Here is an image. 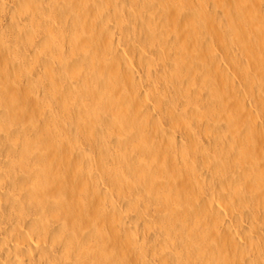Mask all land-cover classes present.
Listing matches in <instances>:
<instances>
[{
  "label": "bare ground",
  "instance_id": "6f19581e",
  "mask_svg": "<svg viewBox=\"0 0 264 264\" xmlns=\"http://www.w3.org/2000/svg\"><path fill=\"white\" fill-rule=\"evenodd\" d=\"M262 10L0 0V264H264Z\"/></svg>",
  "mask_w": 264,
  "mask_h": 264
},
{
  "label": "rangeland",
  "instance_id": "374dc122",
  "mask_svg": "<svg viewBox=\"0 0 264 264\" xmlns=\"http://www.w3.org/2000/svg\"><path fill=\"white\" fill-rule=\"evenodd\" d=\"M262 11H263V12H262V14H263V13H264V10H262ZM160 121H161V122H159L160 127H161L162 124H163L162 128H163V127H164V128H167V127L169 126V125H168L169 123H168L167 121H164V119H161ZM160 123H161V124H160ZM258 123H259V122H258ZM165 126H166V127H165ZM197 127H198V129H199V132H198V133H199V137H198V138H199V140H200L201 142H203L201 137H204V136H205L204 139H203V140H204L203 144L205 143L204 145H206V144H207V143H206L207 141H206V139H205V138L207 137V134H206V133L209 134V131H207L206 133H204V132H205V131H204V127H203L202 125L200 126V125L198 124ZM199 127H200L201 129H200ZM257 128H258V127H257ZM257 128L255 129V131H253V132L250 134V137L252 136L251 138H253V139H257V138H256V137H257L256 135H259V134H260V133L257 134V132H260V130L257 129ZM257 130H258V131H257ZM200 131H201V132H200ZM202 131H203V132H202ZM201 133H203L204 135L201 134ZM253 134H256V135H253ZM177 135H179V133H178ZM254 137H255V138H254ZM79 140H80V141L83 140V137L79 138ZM183 141L188 143V141H186V139L183 140ZM136 143L138 144V141H136ZM187 143H186V144H187ZM82 144H84V143L82 142ZM188 144H189V143H188ZM206 148H207V147H205L204 150H205L206 152L210 151V152H208V153H209V154H212V153H211V152H212L211 149L208 148V149L206 150ZM196 154H197V153H196ZM190 158H193V155H191ZM196 158H197V157H196ZM198 159H199V158L194 159L195 161H193V160H192V161H193V163H194V162H195V163H198V164H196V165H197V167H199V169H200V177H201V175H202L203 170H204V172L209 173L208 175L210 176V172L206 171V168H204V164H203L202 160L200 159V161H201L202 163H199L200 161H199ZM195 163H194V165H195ZM199 164H200V165H199ZM198 165H199V166H198ZM200 166H201V167H200ZM202 168H203V169H202ZM199 169H198V170H199ZM201 169H202V171H201ZM188 171H189V170H188ZM188 171H187V172H188ZM187 172L184 171L185 177H186V176L189 177V176L191 175L190 171H189L188 173H187ZM189 173H190V174H189ZM206 173H204V174L206 175ZM182 174H183V171H182ZM187 174H189V175H187ZM204 174H203V177L206 178V180H205L203 177H201V178H203L204 180L201 179L200 177H198V179H199V178L201 179V180H200V179L198 180V183H199L198 185H199L200 187L203 186L202 188H200L202 191H201L200 189H197V190H200V193H199V191H198V193H199L198 195H201V196H200L201 198H202V196H203V200H204V197H205V198H206L205 201H209V200H208V199H209V192H210L209 189L211 190L212 187H215V185H217V184L219 183L220 180H219V178H217L215 175H214V176H215V177H214L213 174L210 176V179H209V178L207 179L208 176L206 175V176H207V177H206ZM183 176H184V175H183ZM212 176H213V178H216V179H212V178H211ZM189 179H190V180H191V179L193 180L194 178H193L192 175H191V178L189 177ZM211 179H212V181L210 182ZM202 180L204 181V184H203V185H202V183H203ZM217 180H219V181L216 183ZM200 181H201L202 183H201ZM208 181H209V182H208ZM215 183H216V184H215ZM210 184H211V185H210ZM212 185H213V186H212ZM211 186H212V187H211ZM210 187H211V188H210ZM240 199H241V198H240ZM241 201H242V200H241ZM244 203H245V202H244ZM244 203L242 202V206H244L243 208H244L245 210H246L247 208H248V210H249V209H250V210L247 211V212L244 210L245 213L242 214L243 216L246 215V213H248L247 215H249V213L254 212V210H252V212H251V208L247 207V204H245V205H246V206H245ZM235 206L237 207V205H235ZM246 207H247V208H246ZM234 208H235V207H233V209H234ZM238 209H239V206H238L236 209L233 210V215L236 214L237 217H236V215H235V217H234L233 215H232V217L229 216V220H231V222H233L232 220H234V222H235V221L239 218V216H238L239 214H237V213L239 212ZM226 210H227V209H226ZM235 210H236V211H235ZM237 211H238V212H237ZM234 213H235V214H234ZM254 213H255V212H254ZM242 215H240V217H242V219L239 218V220H240V222L242 221L241 225L245 223V224H244V226H245L246 224L249 223L248 221H250V220H248V217H247V216H246V217L244 216V217H245V218H244ZM250 215H251V214H250ZM250 215H249V219L252 220V219L255 217V220H254V221H256V218H257L258 216H255V215H257V212H256V214H254V215H253V213H252L251 216H250ZM252 217H253V218H252ZM152 218H153V217H152ZM232 218H233V219H232ZM236 218H237V219H236ZM239 220L236 221L237 224H238ZM243 220H244V222H243ZM257 220H258V218H257ZM245 221H247V223H246ZM234 222H233V223H234ZM240 222H239V224H240ZM257 222H258V221H256V223H257ZM257 224H258V223H257ZM258 226H259V225H258ZM154 232H155V231H154ZM219 234H220V232H219ZM223 235H224V234H223ZM225 236H226V235H225ZM223 237H224V236H222V237H218V238L220 239V240L217 239L218 242H219V241L221 242V241H222L221 238H223ZM224 239H225V240H228V241H231V240H230V239H231L230 237H228V238H225V237H224L223 240H224ZM167 245H168V246L165 245V248H166V249H170V248H169V244H167ZM163 260H165V258H164ZM163 260L160 259L161 262H159V263H162ZM154 261H155V262H158V260H154ZM166 261H167V259H166ZM159 263H158V264H159Z\"/></svg>",
  "mask_w": 264,
  "mask_h": 264
}]
</instances>
